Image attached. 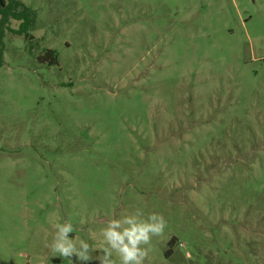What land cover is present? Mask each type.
I'll use <instances>...</instances> for the list:
<instances>
[{"label": "rangeland", "instance_id": "374dc122", "mask_svg": "<svg viewBox=\"0 0 264 264\" xmlns=\"http://www.w3.org/2000/svg\"><path fill=\"white\" fill-rule=\"evenodd\" d=\"M21 1L36 20L4 39L0 264H100L101 230L137 210L168 222L145 264H264V0ZM66 221L92 260L51 253Z\"/></svg>", "mask_w": 264, "mask_h": 264}, {"label": "clouds", "instance_id": "9594fccd", "mask_svg": "<svg viewBox=\"0 0 264 264\" xmlns=\"http://www.w3.org/2000/svg\"><path fill=\"white\" fill-rule=\"evenodd\" d=\"M168 222L160 213H150L146 218L140 210L123 214L119 218L108 220L106 227L101 230V255L96 257L100 264H145L151 251L153 237L163 236ZM55 235L48 245L54 256L64 259L72 258L80 262L93 259L90 244L83 239H74L70 234L74 232L71 222L55 223ZM185 259L191 260L192 254L184 244ZM115 255V259L113 258Z\"/></svg>", "mask_w": 264, "mask_h": 264}, {"label": "trees", "instance_id": "16d2710c", "mask_svg": "<svg viewBox=\"0 0 264 264\" xmlns=\"http://www.w3.org/2000/svg\"><path fill=\"white\" fill-rule=\"evenodd\" d=\"M35 20L36 12L27 7L21 0H0V68L4 64V39L6 31H11V22L20 23L19 29L15 31L17 35H23L33 40L30 33L35 25ZM46 58H50V65L58 62L55 51H48Z\"/></svg>", "mask_w": 264, "mask_h": 264}]
</instances>
